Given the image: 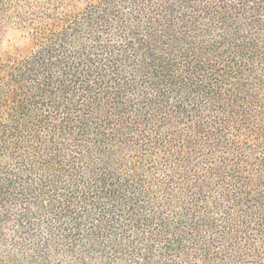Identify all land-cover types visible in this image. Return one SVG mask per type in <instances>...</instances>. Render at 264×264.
I'll return each instance as SVG.
<instances>
[{
    "label": "trees",
    "instance_id": "trees-1",
    "mask_svg": "<svg viewBox=\"0 0 264 264\" xmlns=\"http://www.w3.org/2000/svg\"><path fill=\"white\" fill-rule=\"evenodd\" d=\"M0 264H264V0H0Z\"/></svg>",
    "mask_w": 264,
    "mask_h": 264
},
{
    "label": "rangeland",
    "instance_id": "rangeland-1",
    "mask_svg": "<svg viewBox=\"0 0 264 264\" xmlns=\"http://www.w3.org/2000/svg\"><path fill=\"white\" fill-rule=\"evenodd\" d=\"M29 47V37L25 31L10 25L0 26V54L23 53Z\"/></svg>",
    "mask_w": 264,
    "mask_h": 264
}]
</instances>
